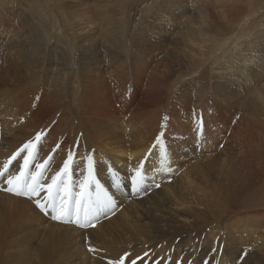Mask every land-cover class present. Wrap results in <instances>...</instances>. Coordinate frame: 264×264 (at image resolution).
Wrapping results in <instances>:
<instances>
[{
    "label": "rangeland",
    "instance_id": "obj_1",
    "mask_svg": "<svg viewBox=\"0 0 264 264\" xmlns=\"http://www.w3.org/2000/svg\"><path fill=\"white\" fill-rule=\"evenodd\" d=\"M81 1L83 5L86 4V0ZM246 1L204 0L205 10L208 12L207 26L212 29L220 27L234 20L232 17L236 13L242 14L246 9L249 11ZM33 3L36 6L39 5L37 7L40 14L35 15L30 11ZM132 3L133 0H88L87 5L83 6L80 0H0V130L6 123L4 117L17 111L15 116L7 121H12V125L17 127L16 130H19L18 133L21 136L33 138L43 133L39 143L35 139L32 140L34 142L31 143L30 153L35 154L37 164H41V161L42 164L47 162L49 165L45 172V180L42 182L44 188L51 184L50 178L62 169L69 151L75 145V150L72 151L75 166L70 167L68 175L62 177L65 182L64 188L69 193L78 194V186L81 183L90 181L94 184L98 181L112 195L116 206L102 214L93 223L81 226L85 223L82 214L80 222H75L76 224L71 220L67 222V225H78L83 233L79 245L73 241L77 235L76 231L67 235L66 248L71 252L70 256L68 255L70 258L79 253L88 264H126L129 257L136 259L137 264H150L154 260L156 264H181V262L192 264L199 263L198 260L202 258H209L212 262L211 254L217 252L219 247L217 243L221 237L217 236L218 241L212 252L213 246L209 242L205 243L210 232L222 235V229L225 226L229 228L228 231H238V233L243 228L264 233V205L260 206L264 204V187L260 185L264 178L259 177V181L256 178L250 180L251 188L239 193V198L229 202L227 206L208 207L201 204L200 199L203 198L202 194L205 191H209L207 199L210 201L212 198L223 199L224 196L235 195L236 188L242 189V186L233 182L232 178H226V174L228 175L229 171L234 169L238 172L243 171L245 143L250 144L254 140L255 142L260 140V135L249 131L250 125L246 121L247 115L243 109H234L233 104L224 100L225 96L219 98L214 94L211 72L201 73L199 69L192 73L189 65L177 55V52H181L180 47L169 38L159 43L156 48L154 46L147 48L143 44L133 42L137 34L135 37L129 35L123 37V29L115 26L117 31L114 37L118 44L110 45L109 51L104 49L103 57L107 60L105 59L102 64H97L91 70L92 82L107 92L111 98H115H112L113 107H110L107 112L109 119L106 122H94V118H100L98 115H83L84 122L92 126H87L80 121L84 127L82 126V130H79L78 125L73 124L69 114L74 112L78 115L81 107L63 99L56 100L58 93L50 80L51 74H56V71L52 70L60 67L64 69L63 61L70 56L76 58V61L79 60L78 43L71 39L66 22L73 23L83 18L88 21V17L92 14L97 16L104 11L105 14L109 13L111 19L118 25L128 23L130 17L133 21L136 19L129 28L139 33L136 30L142 25V23L139 24L141 20L139 18L152 17L153 13L152 11L141 12L145 6L143 2L136 7ZM250 3L254 8L252 21L264 23V0H250ZM94 4L98 5H96L98 9ZM121 8L122 11H120ZM123 10L130 13L125 14ZM231 24L243 26L244 21L231 22ZM190 26L195 25L190 24ZM94 31L100 41L106 30L98 24ZM121 49L123 50L120 51ZM194 54L197 60L203 59L198 51L195 50ZM108 56L115 59L108 61L110 60ZM227 60L229 59L224 62ZM61 62H63L62 65ZM72 63L69 71L68 68L64 71L73 75L71 70H76L75 67L78 65ZM50 69H52L51 72ZM112 74L117 75L116 78L123 76L120 81L121 86L118 85L120 88L111 87L109 84L110 80L114 82L115 76ZM196 80L202 83L200 85L204 90L202 86L200 88L191 86L197 83ZM106 83L108 85L104 86ZM262 84L264 81L257 84L261 96L264 90ZM186 93L187 95H183ZM185 98H189L190 102L184 103L183 101H187ZM127 106H132L134 109H131V115L125 113ZM64 107L69 109L64 110ZM215 107L226 114L223 124H227V127L212 128L210 129L212 134H209L205 130L204 117L208 115L214 117L216 111L212 109ZM88 112L97 113L95 110ZM175 122L179 124H174ZM180 124L185 126L182 128ZM228 126L230 129H227ZM85 137L93 144L89 148L84 146ZM134 142L135 144L132 145ZM97 143L102 145L103 150L122 145L123 149L129 151L126 155L129 163L133 166L132 168L138 167L131 182H122L118 176L120 186L117 189L112 186L113 179H109L116 174L112 168L105 167L104 173L99 172L98 165L101 159L97 160L93 155V152H100L96 150ZM24 145L18 149L19 153H17V156H23V159ZM9 150L10 146L5 144L3 151ZM43 153L44 156H42ZM133 153H139L138 157ZM89 156L93 160L91 176L84 171L86 159ZM25 157L30 158L29 154L28 157L25 154ZM155 163L158 167L152 171L156 170L155 174H160L158 184L170 187L178 198L181 197L186 183L192 181L198 184V188L194 189L198 211L184 215V217H192L193 227L180 222L181 217L169 214L167 198L161 195H164L163 190L149 181V173ZM171 164H174L176 168ZM171 167L175 170L178 168L177 171L180 173L187 172V177L178 179L176 175L178 172ZM51 168L55 172H49ZM37 170L41 171L35 167L14 170L17 174L19 173L15 176L14 181H17L10 185L6 183L5 187H0V191L30 200L34 204L39 199L43 203L44 200L40 197L46 196V192H41L29 199L27 196L17 195V191H14V188L19 185L22 187L26 179L29 183H35L31 180V176H36ZM107 170L112 171L110 176H107ZM20 171L25 175H20ZM98 176L106 180L102 181L98 179ZM0 181L3 183L4 178ZM110 186L113 188V193L109 191ZM155 191L160 194L155 196ZM0 196L1 200L4 195L0 194ZM7 199L12 200L8 197ZM41 213L48 216L50 221H55L51 219V215ZM259 218H262V221ZM32 219L28 221L31 222ZM40 228L29 229L28 232ZM53 228L55 231L60 230L58 226ZM36 235L40 236V233ZM237 237L241 238V235L238 234ZM174 240L183 241L180 244H193V248L189 252L185 248L179 252L177 251L179 244L177 247L171 246V249L161 255L160 249L163 244ZM140 246L144 252L139 255L138 247ZM219 249L220 258L216 259L214 264H221L223 258H225L223 264H264V252L244 255L240 251L229 257L225 244L220 245ZM60 259L53 260L50 264H72L71 261L62 263Z\"/></svg>",
    "mask_w": 264,
    "mask_h": 264
},
{
    "label": "bare ground",
    "instance_id": "obj_2",
    "mask_svg": "<svg viewBox=\"0 0 264 264\" xmlns=\"http://www.w3.org/2000/svg\"><path fill=\"white\" fill-rule=\"evenodd\" d=\"M140 2L145 4L141 12L152 11L153 15L155 12L156 14L154 17L152 15V17L143 16L139 18L141 19L139 24L142 23V25L136 29L139 33H136L135 30L134 32L129 28V26L136 21L135 18L133 21V18L130 17L129 22H125L124 25H118L116 22V25L115 20L113 21L111 19V15L109 13L105 14L104 11L97 16L92 14L88 17V21L85 20L86 18H83L82 20L79 21L78 19L73 23L66 22V25L69 26L68 31L71 39L74 41L76 40L78 43L77 48L79 52V60L76 61V58L70 56L63 61L64 69L59 66L60 68L56 70H49L50 72L51 70L53 72L56 71V74H51L50 79L58 93L56 100L59 101L63 99L71 104H77L81 107L79 108L80 110H78V115L74 114V112L69 114V117H72L73 124L76 123L79 130H82L83 125L80 121L84 122L83 115H98L100 118H94V122H106L107 119H109L107 112L110 110V107H113L112 98L114 97L111 98L107 92L92 82L93 76L91 75V70L94 69L97 64H102L106 59L103 57L104 49L108 50L110 45L115 46L118 44L114 37V33L117 31L115 26L118 27V29H123V37L128 35L135 37L137 34L138 36L132 41L137 44H143L147 48H152L153 46L156 48L159 43H163L167 38L176 42L181 50V52H177L178 57L189 65L192 69V73L199 71V69L201 73L210 71L211 80H213L214 84V94L219 96V98H223L224 96L229 97L226 99L224 97V100L227 101V103L233 104L234 106H232L234 109H243L247 115L246 121L250 125L249 131L260 135L259 141L255 142L254 140L250 144L245 143V146L243 147L244 155L242 166L244 167V170L238 172L234 171V169L233 171H229L230 173L228 175L226 174V178H232L233 182L242 186V189L235 187V195L222 196L224 200L212 198L210 201L207 199L209 191H205L202 194L203 198L200 199L201 204L208 207H218L219 205L227 206L229 202L236 201L239 198V193L251 188L249 185L250 180L256 178L257 181H259V177L264 178V90L261 96L259 94L260 92H258L257 85L264 81V23L252 21L251 16L254 13V8L251 5L250 0L246 1L249 11L244 9V13H236V15H233L232 17L234 20H230V23L223 22L224 24L221 25V29V26H217L214 29L207 26V22H209L207 21L208 12L205 10L206 5L204 4V0H133L132 4H135L133 6L136 7ZM80 3L83 5V1L80 0ZM87 3L88 0H86V4L83 6H86ZM96 5L95 7L97 8L98 5ZM37 6L33 3V6L30 8V11L34 12L35 15L38 13L40 14V10ZM122 8L120 11H122ZM123 11H125V14L126 12L128 14L130 13L126 10ZM238 21H244V25L234 26L231 24V22ZM97 23L103 26L106 30L100 41L94 31V28L98 26ZM190 24L195 26H190ZM73 47H75L74 44ZM116 48L120 49V47ZM122 50L123 49L120 51ZM195 50L203 57L202 60H197L194 54ZM109 59L110 60L108 61H113L115 58L111 56ZM226 59L229 60L224 62ZM231 59L233 61H230ZM63 62H61V65ZM72 62L78 65L75 67L76 70H71L73 75L72 73H67L69 71V66L73 64ZM67 68L68 71H64L65 69L67 70ZM113 75L114 74H112V76ZM114 76L115 78L112 77L114 82L110 80L109 84L111 87L113 86L115 88L117 86L120 88V81L123 79L121 78L123 76L119 75V78H116L117 75ZM196 81L197 83L191 86L200 88V86H202L200 84L202 83H199V80ZM107 85L108 83L104 86ZM202 89L204 90L203 86ZM183 95H187V93ZM44 96L49 98V96L45 94ZM180 98L183 100L182 96H180ZM185 100L187 101H183L184 103L190 102L189 98H185ZM203 100L207 99L203 98ZM68 109V107H64V110ZM131 109H133L132 106L126 107V115H131ZM94 110L97 111V113L88 112ZM212 111H216V115L214 117L212 115L205 116L203 122L206 133L209 134H212L210 131L212 128L224 127L225 129L227 127V124H223L226 119V114L218 107H215ZM16 112L17 111H14L4 117L6 123L3 124V128L0 130V173H3V176H0V180L4 177H8L13 181L15 180L17 170L14 171V169L18 168L20 170L24 168L23 159L20 158V155L17 156V153H19L18 149L25 143H33L34 141L32 140L35 139V137L27 138L21 136V134L18 133L19 130H16L17 127L12 125V121H7L10 118L12 119ZM84 124L87 125L85 122ZM174 124H179V122H175ZM180 125L182 128L185 126L184 124ZM227 129H230V126H228ZM251 136L254 138L253 135ZM5 144L10 146L9 151H3ZM97 144L98 149L96 148V150L100 152H93V155L97 160L101 159L100 164L98 165L99 172L104 173V168L109 167L116 172V178L119 176L122 182H131L134 176L133 174L137 171L138 167L132 168L133 166L129 163L128 157L126 156L129 151L127 152L126 149H123L122 145L103 150L102 145H100V143ZM134 144L135 142L132 145ZM174 144L175 143H173V145ZM90 145L92 146L93 144L85 137L84 146L89 148ZM30 148L31 147L24 151V159H26L25 154L28 157V154L31 151ZM131 152L132 150L129 153L130 155L132 154ZM134 154L135 153H133V155ZM133 155L131 157H133ZM138 155L139 153L135 154L136 157H138ZM42 156H44V153ZM79 159L81 160V157ZM8 162L9 164L11 163L10 167ZM40 163L42 164L41 161ZM53 165L62 166L63 164ZM171 166L173 167L174 164H171ZM155 167H158L157 163L152 165L151 172L149 173V181H151L152 185L156 187L158 186L160 190H163L164 195H161L167 198L166 201L170 209L169 214L175 217H181L179 218L180 222L185 223L186 225L189 224L188 226L193 227L194 220L191 219L192 217H184V215L194 214L198 211V205L194 197V189L198 188V184H194L192 181L186 183V187L182 192L181 197L179 196L180 198H178V195L170 190V187H164L162 183V185L158 184V177H160V174H155L156 170L152 171ZM239 167L241 166L239 165ZM53 168H51V171L49 170V172H55ZM175 168L172 169L178 172V168L177 170H175ZM106 172L107 176H110L112 171L110 172V170H107ZM143 173L146 174L144 171ZM176 175L178 176V179H185L187 177V172H178ZM98 179H101L102 181L106 180V178L104 180L102 176H98ZM109 179H113V176L109 177ZM16 181H14L13 184ZM6 183V180H4L3 183L0 181V187H5ZM104 183L107 184V182ZM260 185L264 187V180ZM20 188L21 185L14 188V191L18 192ZM1 191L0 194L4 196L0 200V264H50L53 260L60 258L62 263L71 261L72 264H88L79 253L70 258L69 256L71 252L66 248L67 235L70 232H77V235L73 238L76 245H79L82 240L83 233L79 230L80 228L78 225H67L69 220L76 224L75 222H78L76 216L70 218L67 215H62L59 210H57V219L55 221H50L47 218L48 216L46 217L42 215L36 204L32 201L4 194ZM109 191L110 193H113V188L111 186L109 187ZM154 193L155 196L160 194L157 191ZM7 197L12 200H8ZM263 205L264 204H260V206ZM30 218H33L31 222L28 221ZM259 220L262 221V218H259ZM53 226H58L60 230L55 231ZM36 227L41 228L39 230L28 232L29 229ZM228 229L229 228L223 226L222 235L215 234L214 232L209 233L205 243L209 242L210 245L213 246V250H211L212 252L216 246L215 243L218 241L217 236L221 237L217 244H219V247L220 245L225 244L226 253L229 257L235 252L240 251L244 255H253L255 253L259 254L264 252V233L256 232L257 230L255 231L251 228H243L239 233L238 231H228ZM40 230L43 232H39ZM38 233H40V236L36 235ZM238 234L241 235V238L237 237ZM182 242L183 241L179 242L178 240H174L164 243L163 247L160 249L161 255L171 249V246L177 247ZM142 246L138 247L139 255L144 252V250H141ZM184 248L189 252L193 248V244H180L177 251H181ZM219 253L217 254L216 252L211 254L214 259H212V262L209 258H202L198 260V262H201L202 264H214L216 263V259L220 258ZM216 254L217 256H215ZM224 260L225 258L221 260V264L224 263ZM194 263L199 264L197 262Z\"/></svg>",
    "mask_w": 264,
    "mask_h": 264
},
{
    "label": "snow or ice",
    "instance_id": "obj_3",
    "mask_svg": "<svg viewBox=\"0 0 264 264\" xmlns=\"http://www.w3.org/2000/svg\"><path fill=\"white\" fill-rule=\"evenodd\" d=\"M42 136L43 133H40L35 137L37 143H39ZM29 147H31V144H26L22 151H26ZM74 150L75 145L73 146V149L69 151L67 159L63 163L62 169L57 172L56 175L50 178L51 184L47 188L42 186V182L45 180V172L49 166L48 163L46 162L44 164H37L36 156L32 153H29V159H23V157H20L23 159V167H35L41 169V171H38L36 176H31V180L35 181V183H29V180L26 179L20 191H18L16 194L19 196H27L29 199H31L34 195H39L41 192H46L47 195L42 197L44 203H41L40 200H37L36 203L37 208L41 212H43L45 215H51V219L56 220V213L57 210H59L62 215H67L70 218L72 216H76L78 222L82 214V218L85 223L81 226H86L87 224L93 223L94 220L98 219L102 214H105L110 209H113L116 204L113 201L112 195H110L109 192L106 191L98 181H96L94 184L90 181L81 183L78 186V194L67 192V190L64 188L65 182L62 177L67 176L70 167L75 166V161L72 155V151ZM49 160H51V157H49ZM92 165L93 160L92 157L89 156L86 159L84 166V171H86L89 176L93 174ZM14 170L19 169L17 168ZM20 175L25 174L20 171ZM0 176H3V173H0ZM37 177L39 179H37ZM4 180H6L8 184L13 183V180L8 177H4ZM112 186L116 187L117 189L120 186L115 174H113ZM9 190L11 191V189ZM219 251L220 249L218 247L217 254ZM126 264H137V261L136 259L129 257L126 261ZM150 264H156V261L154 260L150 262ZM181 264H184V262H181Z\"/></svg>",
    "mask_w": 264,
    "mask_h": 264
}]
</instances>
